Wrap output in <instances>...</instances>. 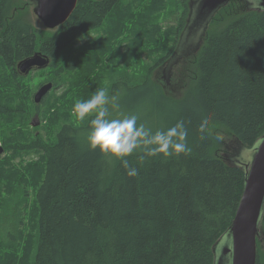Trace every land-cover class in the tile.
I'll use <instances>...</instances> for the list:
<instances>
[{"label": "trees", "instance_id": "16d2710c", "mask_svg": "<svg viewBox=\"0 0 264 264\" xmlns=\"http://www.w3.org/2000/svg\"><path fill=\"white\" fill-rule=\"evenodd\" d=\"M13 2L0 0V75L15 93L22 85L18 63L36 52L50 59L54 87H74L80 95L78 84L85 77L76 85L61 78L64 69L73 67V58L79 56L77 71L86 73L96 61L91 54L102 55L107 83L100 88L117 96L120 106L110 117L135 114L137 123L153 132L183 119L191 148L189 154L178 157H149L137 149L127 159L139 175L129 178L119 161L88 147V119L61 123L54 137L23 136L18 139L24 141H14L5 135L11 123L6 103L14 104L16 99H0V118L6 122L0 124V137H7H2L3 148L35 150L39 158L34 161L40 172L34 187L35 250L28 263L213 264L214 245L231 226L244 187V172L222 155L233 149L231 141L248 149L264 134V10H248L234 1L217 12L190 61V87L176 101L160 90L156 96L149 77L136 83L126 74H114L105 68L104 59L112 53L124 62L138 49L152 58L147 72L160 69L176 50L188 0L175 5L176 24L165 32L159 26L165 0H78L68 20L54 31L33 28L27 14ZM124 5V15L132 21L125 27L115 24ZM91 31L96 32L89 38L94 46L88 47L86 37ZM118 36H124V42L118 39L110 44ZM144 88L152 101H143L146 95L140 90ZM24 100L29 101L27 92L19 101ZM40 104L44 115L49 114L51 93ZM29 117L31 113L24 119ZM204 117L209 125L200 133L197 127ZM7 179L0 171V181ZM9 190L17 186L10 183ZM5 200L7 207L10 202ZM16 223L21 220L14 214L5 236ZM261 231L256 264H264V206Z\"/></svg>", "mask_w": 264, "mask_h": 264}, {"label": "rangeland", "instance_id": "374dc122", "mask_svg": "<svg viewBox=\"0 0 264 264\" xmlns=\"http://www.w3.org/2000/svg\"><path fill=\"white\" fill-rule=\"evenodd\" d=\"M15 1L16 2H13V5L20 8V11L25 12L27 14V19L33 22L37 21V18L32 12L33 6L29 2L26 0ZM166 1V7L162 11L163 13L159 15V26L162 28V32H165L167 27L176 24L175 17H173L172 14L176 10L174 7L177 5V0ZM195 1L196 0H188L187 7H189V10L190 5ZM240 2L246 9L252 10L247 2ZM137 11H135V13H137ZM130 23H132V21H127V17L124 15V10L115 22V24H121L123 27ZM208 29L209 25L206 33ZM186 32H184L180 38L176 52L170 56L172 59H168L160 69L158 68L155 71L147 72V68L151 66L152 59L149 58L145 51L138 49L134 51L132 58L128 56V59L124 62L121 61L120 57L116 55L113 56L111 53V56H107L104 59L106 63L105 68L113 70L114 74H126L136 83L140 82L145 77H149L147 80L152 86H154L156 96L160 94V90L164 97L179 101L183 98L184 94L190 87L191 73L188 70L190 61H193L195 56H197L196 54L199 52L203 40L206 37L205 32L200 34L199 28ZM118 33L121 34L122 32ZM94 35H96V32L91 31L90 35L86 37L88 47L94 46V43L89 41L90 36ZM114 35L115 34H113V36ZM119 36L115 39H111L110 44L115 45L118 39L119 42H124V36L120 38ZM80 43H83V41ZM96 46L99 47L98 44H95V47ZM120 48L123 53L124 49H122V47ZM130 50H132V47H130ZM93 55L95 56L96 61L93 59ZM91 56L95 63H93V66L90 64L87 66L86 73H78L77 69L80 68V62L78 61L79 56H77L73 58L75 60L73 67L69 70L64 69V73L61 76V78L65 77L66 80L74 82L76 85L78 84L77 82L85 77V79L78 84V90H81L83 95H80L74 87L63 89L59 88L58 85H55V87L53 86L50 91L51 96L53 97V104L49 106L50 113L46 116L43 113L44 110L42 107L44 106L42 104H33V93L40 83L47 84L51 82L50 78L54 79L55 76H53V70L50 69V66L41 70H33L27 75L20 73V76L22 77L21 89L18 90V93L21 94L20 97H18V93L14 92L16 89L11 88V83L6 82L2 75H0V99L3 101L16 99L14 104L6 103L9 108V112L7 113L11 116V123L7 125L9 131H7L5 135L14 141H24L23 139L18 138L23 136L32 137L34 135L42 138H49L54 137V129L61 123H80L81 121L76 118L72 111L75 102L77 100L89 99L95 90L100 88V85H105L107 83V78L104 76V69L100 64L102 61V55L98 57L96 54H91ZM4 83L9 85L10 88H5ZM26 92L29 95V101H19L23 99V95ZM5 98L8 99L5 100ZM17 100L19 101L18 104ZM32 105H35L34 107H37L38 111L33 110ZM30 113L31 117L27 120L24 119V117ZM113 117L118 116L113 115ZM2 122L4 124L6 123L5 119L0 118V124H3ZM0 128L2 130L1 126ZM2 137L7 138L3 135ZM2 137H0V171L8 175V179L0 181V264H26L30 261L31 255L35 250L36 205L34 200V187L37 184L40 172L36 168L34 161L39 158L36 153L32 151H6L3 148ZM230 144V146L233 144V149L230 152H227V155H222V157L227 163L231 164L234 159H242V157L246 156V151L237 142L231 141ZM13 179L15 180L13 181ZM10 183L16 185L17 190L10 191ZM26 192L28 193L25 196ZM5 198L10 202L7 207L4 206V201H6ZM3 211H10L13 216L16 214L21 220L19 225H17V223L15 224L16 230L14 228L7 236H5V233L10 229L9 224L12 221L9 223L3 221ZM259 241L260 240H258V242Z\"/></svg>", "mask_w": 264, "mask_h": 264}, {"label": "water", "instance_id": "95a60500", "mask_svg": "<svg viewBox=\"0 0 264 264\" xmlns=\"http://www.w3.org/2000/svg\"><path fill=\"white\" fill-rule=\"evenodd\" d=\"M28 1L33 4L34 16L41 20L42 28L46 30H54L62 26L71 16L77 3V0ZM234 1H245L254 10H264V0H196L190 5L178 43L186 31L199 28L200 34L206 33L210 21L217 12ZM48 65L47 57L42 56L41 53H34L32 57L19 62L17 69L23 75H27L34 68L43 69ZM51 89V83L41 85L33 97L34 103L39 105ZM243 148L246 156L243 155L242 159L237 158L233 163H229L244 172L243 192L231 226L214 245L213 264H256L257 241L262 236L261 221L264 206V134L252 147Z\"/></svg>", "mask_w": 264, "mask_h": 264}, {"label": "clouds", "instance_id": "9594fccd", "mask_svg": "<svg viewBox=\"0 0 264 264\" xmlns=\"http://www.w3.org/2000/svg\"><path fill=\"white\" fill-rule=\"evenodd\" d=\"M119 107L117 96L109 95L106 88H98L89 99L77 100L72 111L78 120L88 119V147L119 161L127 177L139 175L138 169L131 167L127 159L137 149H142L149 157L161 154L163 157H178L191 152L187 143L188 128L183 119L167 130L153 132L143 123L138 124L139 117L135 114L121 113L116 118H109L111 111H118ZM208 125L209 118L204 117L197 131L204 133Z\"/></svg>", "mask_w": 264, "mask_h": 264}, {"label": "bare ground", "instance_id": "6f19581e", "mask_svg": "<svg viewBox=\"0 0 264 264\" xmlns=\"http://www.w3.org/2000/svg\"><path fill=\"white\" fill-rule=\"evenodd\" d=\"M27 2H29L32 6H33V4L30 2V1H28V0H26ZM78 1V0H77ZM166 1V0H165ZM185 2L186 0H180V2ZM167 2V1H166ZM179 2V0H177V3ZM77 4V3H76ZM76 7V6H75ZM121 10L123 11V10H125V5H124V9L123 8H121ZM188 12H189V7H188ZM211 22V21H210ZM24 23H26V21H24ZM42 22H41V20H38L37 19V21L36 22H33V21H31L30 22V25L33 27V28H35V29H37V30H40L41 28H42V26H43V24H41ZM210 24V23H209ZM161 28V27H160ZM43 29V28H42ZM46 30V29H45ZM49 31H53V30H49ZM207 34V33H206ZM42 55V54H41ZM42 56H45V55H42ZM46 57V56H45ZM48 58V57H47ZM49 59V58H48ZM152 59V58H151ZM24 61V60H23ZM49 62H50V59H49ZM151 66H153V61L151 62ZM50 83V82H49ZM44 84V83H43ZM52 84V83H51ZM141 86L142 85H136V87H139V88H141ZM52 88H53V84H52ZM38 90V89H37ZM37 90L34 92V94L33 95H35V93L37 92ZM141 92L140 93H143V94H145L146 95V98H144L143 99V101H147V102H150V101H152L151 99V97L148 95V89L147 88H144L143 90H140ZM50 93V92H49ZM47 96V95H46ZM45 96V97H46ZM34 97V96H33ZM44 97V98H45ZM43 98V99H44ZM116 118V117H115ZM35 150H33L32 152H34ZM2 216H3V221H5V222H7V223H9V222H11L12 220H13V214L10 212V211H3L2 212ZM256 257H257V255H256ZM26 264H29L28 262L26 263Z\"/></svg>", "mask_w": 264, "mask_h": 264}]
</instances>
